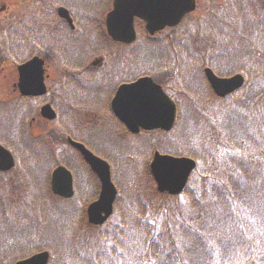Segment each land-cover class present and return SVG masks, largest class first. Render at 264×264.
<instances>
[{"label": "trees", "instance_id": "obj_1", "mask_svg": "<svg viewBox=\"0 0 264 264\" xmlns=\"http://www.w3.org/2000/svg\"><path fill=\"white\" fill-rule=\"evenodd\" d=\"M99 3V0L93 2L95 8ZM225 6L224 12H237L244 22L234 29L231 22L225 23V16L215 18L227 30L223 33L218 30L214 39L219 33L231 39L232 45L227 48L224 46L220 51L212 40L213 44L199 38L198 27L188 44L173 42L172 38L155 44L168 46L165 61L171 62L170 67L174 64L178 79L184 81L183 76L188 75L186 67L190 73L198 70L199 74L200 66L196 67L199 60L219 75L244 73L255 82L264 79V0H226ZM207 32L206 28L203 35H208ZM184 55L188 58L186 62ZM200 93L190 89L187 96L190 123L205 138L199 144L190 141L172 150L198 163L181 194L158 193L146 165L139 172L143 187L133 179L136 186L132 184L129 189L133 193L131 200L121 188L114 215L106 224L89 225L85 210L78 207L69 217L61 218L63 234L56 241L29 238L31 245L25 248L26 252L13 256L6 264L42 250L50 252L48 264H108L102 258L117 254H132L137 258L134 264H264V90L254 96L244 93L235 100L216 99L218 103L211 115L196 105L204 96ZM227 111L235 114V120L220 121V114ZM180 115L181 121L182 111ZM177 129H181L180 122L173 132ZM186 130L187 127L181 130L182 138ZM157 137L159 142L153 143V148L167 150L161 142L164 137L159 134ZM15 182L14 176L9 177L4 184L7 192L13 194L17 189ZM45 187L53 200L73 202L54 197L48 184ZM34 193L32 188L30 194ZM6 200L5 196L9 204ZM123 201L135 205L122 206ZM44 207L46 219L52 221L55 215L48 214L49 209ZM127 238H133L132 244L129 245ZM109 264H113L111 259Z\"/></svg>", "mask_w": 264, "mask_h": 264}, {"label": "flooded vegetation", "instance_id": "obj_2", "mask_svg": "<svg viewBox=\"0 0 264 264\" xmlns=\"http://www.w3.org/2000/svg\"><path fill=\"white\" fill-rule=\"evenodd\" d=\"M36 1L26 24L15 25L13 16L7 26H0V80L7 83L0 87L5 92L0 106L7 110V116L2 114L12 136L24 135L27 159L41 152L46 158L65 157L75 165L77 158L64 155L63 143L71 147L72 140L91 149L88 137L96 129L108 133L105 128L111 126L117 128L115 136L123 137L110 104L119 87L144 75L141 64L127 58L138 38L130 45L113 42L104 25H79L71 13L69 24L57 1ZM67 44L73 45L71 50ZM21 65H25L22 79Z\"/></svg>", "mask_w": 264, "mask_h": 264}, {"label": "rangeland", "instance_id": "obj_3", "mask_svg": "<svg viewBox=\"0 0 264 264\" xmlns=\"http://www.w3.org/2000/svg\"><path fill=\"white\" fill-rule=\"evenodd\" d=\"M56 1L66 4L68 8L72 9L73 12L75 9L76 12H94L96 14L101 12L108 3V0H99L100 3L97 5V8H95V5L93 4L95 0H48V3H53ZM29 2L32 3V6ZM28 3L30 5H28ZM225 3L226 0H198L197 12L191 14L192 16L184 21V24L182 23L183 26L181 25L173 30H168L163 35L157 37V39L159 41H165L166 39L172 38L171 40H173V42L188 44L192 40V37H190L191 34L196 29V27H198L199 33H197V35L199 38L207 42L208 40L209 42L212 40L213 43H216L220 51L223 50L224 46L227 48V45H232V40L220 34L227 29L226 26H223L222 24L220 26V23L217 24L216 19L218 20L219 18H222V16H225V23L227 24L231 22L234 26V29H239L244 25V22L238 16L237 12H224L226 9ZM37 5L38 3L36 0H0V25L7 26L9 24V18L13 16L15 25L18 23L26 24L28 16L30 17V15L34 13L30 11L32 9L35 10ZM210 18L211 20L209 21ZM213 24H217V26H214ZM206 28L209 30V32H207L208 35H203ZM218 30L220 33L214 39L215 33ZM139 37V43H141L144 39L142 30ZM73 42L76 46L78 44V39L75 38ZM210 43L213 44L212 42ZM72 47V44H67L68 49L71 50ZM166 53L169 54L168 46L159 47L146 45L138 47L136 57L139 58L142 68L155 67L154 73L158 78L164 77V75L167 73L169 74L170 70L173 78V75L177 74L174 73L176 68L174 64H171L170 67V61H165ZM183 58L184 62H186L188 59L185 55ZM165 62H167L166 67H163ZM202 62L203 61L200 60L196 67ZM237 63H239V61H237ZM242 63L243 62L239 64L241 65ZM245 77L247 78V76ZM183 78H186L188 84H186L184 81H180V83L172 84V89L168 88L170 93L178 98L176 99L178 102L179 100L181 103L183 102L184 107L183 120L180 123L181 129H177L175 132H173V134L168 135L161 141L162 144L168 149H171V151L181 148V143L188 144L190 141H193L199 144L205 138L204 135L199 132L196 126L191 125V107L190 105L186 106L185 100L180 94V90H188L190 93V89H193L201 92L200 95L203 94L204 96L198 99L197 106L200 107V111H204L207 115H211L213 108L216 106L215 103L210 101L211 98L209 95V90L203 85V80L200 78L197 70H194L191 73V76L184 75ZM253 80L254 78L248 77V79H246V87L241 91L242 93L239 92L235 94L234 96L230 97V100H235L238 96L240 97L247 94L249 96H254L258 91L264 90V79H259L257 82ZM4 86H7V83L4 85V82L1 83L0 80V87L3 88ZM0 95L1 97H5V92H0ZM205 95H208V98L210 99H208ZM202 101L204 102V106ZM1 110L2 108L0 106V111ZM0 113L3 112L1 111ZM6 113L7 110L5 111V114ZM235 118V114L232 113V111H227L220 114L218 119H220V121H227L235 120ZM1 126L2 123L0 120V142L5 144H13L11 141H8L10 138V126H8V123L5 124V129L1 128ZM186 127L187 130L185 132V138H182L180 132ZM6 130L7 132L5 134ZM36 133L38 134V130H36ZM154 135L155 136L151 137L143 136L138 140L132 139L134 140L132 142H134L136 146L134 148L126 145L123 140L117 141V138L113 140L111 139L112 137L106 138L104 133H100V129H96V134L88 137L90 141H86L88 147H91L98 157L105 159L111 164L113 168L112 178L117 182V185L122 188V192H125L126 198L129 200L133 199V193L132 191H129V189L132 188L131 185L134 184L133 179L141 183L139 187H143L144 181L139 172L141 167L144 166L143 163L150 161L152 153H149V144L147 143V140L150 138L155 139V137L158 138L157 134ZM104 142L105 144H103ZM158 142L159 140H156L157 144ZM32 155V162H34L35 165L38 164L36 165V168L29 167V162H27L26 159L21 160L20 155H17L19 163L17 167L18 173L16 174L18 175L16 176V182L14 183V189L16 187L17 189L12 191L13 194L7 192L8 190H6L3 181L0 182V264H6L7 261L9 262L10 258L12 260L13 256H18L26 252L25 248H28L31 245V242L28 240L29 238H31L33 241L43 239L50 243H52V241H56L60 237V234H63L61 218L69 217L74 213V211L77 210L78 207L84 210V201L87 198H91L93 195V190L91 188V191L88 193H79L76 199L69 204L62 201L53 200L51 197H49V193L45 192L46 179L48 178V174L53 164H45L41 170L39 167L47 161V158L44 157V155H40V153H33ZM57 156L53 158L50 163H56L58 161L61 162V157ZM75 168L77 169L78 166H75ZM83 176L87 177L89 183H95V180L89 171L88 174H83ZM122 179H128L129 184L127 181ZM134 186L136 185L134 184ZM31 187L33 188V193L36 191L37 194H30V192H32ZM121 188H119V192H121ZM8 189L9 191L12 190V188ZM141 192L142 191H140V193ZM5 196L7 197L9 204L5 202ZM14 200H18L17 202H21V204L16 205ZM13 204L15 205L13 206ZM124 204L130 208L134 207L135 202L124 201ZM44 206L49 209L48 214L53 213L55 215V218L52 219V221L46 219L47 213L44 210ZM126 241L129 242L130 245L133 242V238H127ZM110 259L113 264H134L137 258L132 254H117L112 258H102V260H104L105 263L108 262V264Z\"/></svg>", "mask_w": 264, "mask_h": 264}, {"label": "water", "instance_id": "obj_4", "mask_svg": "<svg viewBox=\"0 0 264 264\" xmlns=\"http://www.w3.org/2000/svg\"><path fill=\"white\" fill-rule=\"evenodd\" d=\"M112 7L106 16L107 32L114 40L130 43L135 38V17L145 23L148 33L153 34L167 26L178 25L186 14L195 9V0H113ZM59 13L68 18L66 10L60 9ZM205 75L212 90L219 97L232 93L243 84L240 75L218 78L209 69L205 70ZM113 108L117 117L133 133H137L140 128L168 131L174 123L176 113L174 103L149 78L123 86L113 101ZM73 146L80 151L101 182L98 200L87 208L88 222L100 225L111 215L116 195L110 180L109 166L82 145L73 143ZM12 166L11 155L0 146V170H9ZM194 168L193 160L162 156L158 153L154 154L150 164L157 190L171 195L179 194L183 190ZM51 190L55 195L64 198L72 196V179L65 168L58 167L53 171ZM47 261L48 253L42 252L15 264H46Z\"/></svg>", "mask_w": 264, "mask_h": 264}]
</instances>
